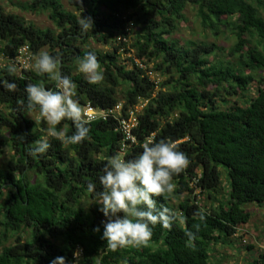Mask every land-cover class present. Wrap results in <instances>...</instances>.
<instances>
[{"label": "trees", "instance_id": "trees-1", "mask_svg": "<svg viewBox=\"0 0 264 264\" xmlns=\"http://www.w3.org/2000/svg\"><path fill=\"white\" fill-rule=\"evenodd\" d=\"M70 4L79 14L66 10L61 0H31L29 9L48 12L58 29L55 33L26 24L16 14L6 12L0 2V54L13 58L25 45L33 55L45 48L51 55L60 53V73L76 83L83 108L90 103L98 110L110 109L123 103L122 115L128 116L131 109L144 103L139 124L133 129L136 142L123 149L124 133L118 118L111 116L92 121L90 139L80 145L62 146L49 138L51 147L46 156H28L26 149L44 135L20 110L21 102L27 103L25 85L43 81L46 88L56 90L55 82L30 68L10 75L8 65L0 64V78L17 85L14 92L0 87V155L11 152L4 166L0 162L4 211L0 264H49L57 256L72 260L77 249L82 250L80 264H213L210 252L214 243L235 236L239 227L250 221L251 213L243 206L256 203L264 207V74L257 96L246 99L254 81L251 74L264 73L260 7L255 0H70ZM188 4L198 8L203 28L215 34L221 27L231 28L235 43L230 54L238 58L236 63L210 61L217 50L214 44L189 41L181 46L173 37ZM81 14L94 21L86 35L77 25ZM135 27L139 32L132 41ZM123 36L128 38L125 43L120 41ZM247 36H258V46L248 47ZM91 38L103 43L115 41L117 46L101 53L77 45ZM86 51H94L104 69L102 84H89L74 70ZM132 52L165 79L156 83L159 77L154 81L131 57L128 69L120 56ZM238 98L245 105H240ZM57 127L68 135L75 131L67 120ZM152 134L154 141H174L190 161L184 173L173 177L172 195L185 198L175 205L171 194L156 197L158 207L176 210L184 223L176 222L170 230L157 224L148 247L112 252L101 239V222L106 218L97 205H81L84 200L91 203L87 182L95 181L99 187L106 158L114 154L134 158ZM221 167L228 172L227 195L223 194ZM33 175L36 182H32ZM205 193L209 197L221 193L222 199L206 209L201 204ZM201 208L207 213L204 221L196 215ZM96 227L99 232L93 231ZM26 230L29 236L23 239L21 233ZM186 230L196 232L194 246L186 242ZM10 239L12 244L6 245ZM251 264H264V252Z\"/></svg>", "mask_w": 264, "mask_h": 264}, {"label": "clouds", "instance_id": "clouds-1", "mask_svg": "<svg viewBox=\"0 0 264 264\" xmlns=\"http://www.w3.org/2000/svg\"><path fill=\"white\" fill-rule=\"evenodd\" d=\"M79 3V0H77ZM78 29L82 34L92 31L94 21L90 16L82 14L77 19ZM60 53L55 55L40 51L31 55L26 68H30L39 76H47L55 82V89L46 88L43 81L27 83L24 91L27 103L21 102V111L28 117L38 112L39 118L46 123L44 138L35 141L28 147L27 154L32 158L46 156L51 147L49 138H53L62 146L80 145L89 137V125L94 119L90 110H85L77 99V85L70 76L60 73ZM77 71L89 84L99 85L104 82V69L94 51H86L77 59ZM8 73L17 71L15 64L7 66ZM0 87L14 92L17 85L0 78ZM71 121L75 131L68 135L66 130L58 128L62 121ZM142 152L132 159H125L120 154L106 158L102 175L98 177L99 187L95 181L89 180L86 193L91 203L98 206L106 218L102 221L101 239L106 242L108 250L115 252L128 247H148L153 228L159 224L163 229L170 230L176 222L184 223V218L172 208L157 206L156 197L172 194L175 190L173 177L185 172L189 166L188 157L178 149L174 141L149 138L142 145ZM195 183V181H193ZM200 221H204L206 210L196 212ZM199 230V225H194ZM99 232L100 228L93 229ZM184 235L187 243L194 246L196 232L186 230ZM82 250L73 251V259L66 260L63 256L53 258L49 264H80Z\"/></svg>", "mask_w": 264, "mask_h": 264}, {"label": "rangeland", "instance_id": "rangeland-1", "mask_svg": "<svg viewBox=\"0 0 264 264\" xmlns=\"http://www.w3.org/2000/svg\"><path fill=\"white\" fill-rule=\"evenodd\" d=\"M0 2L6 12L16 14L26 24L32 25L41 30L51 29L55 33H58V29L56 28L53 21L49 18L48 12L43 10L33 11L29 9L31 5V0H0ZM61 2L66 10L79 14V12L76 11L74 7L70 4V0H61ZM255 4L260 7V12L264 18V0H255ZM197 10L198 8L191 4H188L185 7L183 11L185 18L184 20L177 23L178 27L176 32L173 34V37L178 40L181 46L187 45L189 41L197 43L205 42L210 45L214 44L217 50L214 54L210 55V61H230L232 63H236L238 58L236 56H231L230 54V50L235 43V37L232 34L231 28L221 27L218 34H215V32L211 29L209 30L203 28L201 20L197 14ZM137 32H139V27L133 28L132 41L134 40ZM247 37L250 41L248 47L258 46V36ZM83 39L85 40L86 38ZM77 45L83 49H92L101 53H106L112 51L113 48L117 46V43L115 41L103 43L97 41V39L95 38H91L85 44L78 42ZM248 47L246 49H248ZM259 49H261V46H259ZM43 51H46V48L43 49ZM120 59L122 61V64L126 65L128 69L132 67L131 62L128 60V53H123L120 56ZM0 64L3 65L4 61L0 60ZM74 70L77 71L76 64L74 65ZM249 73L251 72L247 71V74ZM261 74L264 73L254 72L251 74L254 77V81L250 86V91L246 93V99L255 98L257 96L258 89L259 87H261L259 83ZM159 79L164 80L165 77L163 75H160ZM118 95L120 96L121 94L118 93ZM228 99L231 103L234 102L233 97L230 96L228 97ZM238 100L240 101V98H238ZM239 104L245 105V103H243L242 101H240ZM221 106L222 108H224L223 105ZM139 108L141 107L139 106ZM28 118L36 123L38 131L42 132L45 136L44 129L47 125L45 122L43 126L41 125V121L43 119L39 118L38 112L33 113L32 117ZM10 157V151H6V153L0 155L1 165L4 166ZM221 170L223 172V194H226V191L228 190V172L227 169H225L224 167H221ZM37 180V176L33 175L32 182H36ZM171 196L173 197V203L175 205H177L179 201L185 198L184 195H181V197L179 198L174 197L172 194ZM221 197V193H213V197H209L208 193H205L201 204L204 205L206 209H209L213 206L218 205V201L222 199ZM2 203L3 199L0 198V224L4 218ZM83 204L87 206V200H84ZM243 208L251 213L250 221L247 224L241 225L239 227V232L235 236L229 239L222 238V240H218L217 243H214L210 252V258L213 264H251V262L259 253L264 252V207H260L256 203H247L243 206ZM21 235L23 239H26L29 236V231H23ZM12 242L13 239H10L6 245H10L12 244Z\"/></svg>", "mask_w": 264, "mask_h": 264}, {"label": "built area", "instance_id": "built-area-1", "mask_svg": "<svg viewBox=\"0 0 264 264\" xmlns=\"http://www.w3.org/2000/svg\"><path fill=\"white\" fill-rule=\"evenodd\" d=\"M121 40L125 43L128 41V38L123 36V37H120V41ZM31 55H33V54L31 52L29 45H25L19 49L18 54L16 56H14L13 58H8V57L0 54V60L4 61L3 66L9 65V64H15L16 68L21 70L23 68H26L25 64L28 63L29 57ZM128 57H131L133 59V61L136 63V65H138V67L146 70L147 75L150 76L154 81H156V78L158 76L152 70L148 69L146 64H144L138 58H136L134 56V53H129ZM158 80H159V78L157 79L156 83L158 82ZM139 106L141 108H139ZM143 107H144V103L137 105L134 109H131L129 111L128 116L122 115V108H123L122 103H119L114 108L100 109V110H98L92 104L89 103L85 106L84 109L86 111L90 110L91 115L94 117V119H92V121H95L97 119L107 120L111 116H113L115 118L117 117L119 120V123H120L119 127H120L121 131L124 133L123 149H125L129 146L128 145L129 143L133 144L136 142V138L133 135V129L136 128L139 124L138 115H139L140 111L143 109ZM149 138L153 139L154 134H152V136H150ZM199 192L200 191L197 190V193H199Z\"/></svg>", "mask_w": 264, "mask_h": 264}, {"label": "water", "instance_id": "water-1", "mask_svg": "<svg viewBox=\"0 0 264 264\" xmlns=\"http://www.w3.org/2000/svg\"><path fill=\"white\" fill-rule=\"evenodd\" d=\"M60 70H61V67H60Z\"/></svg>", "mask_w": 264, "mask_h": 264}]
</instances>
